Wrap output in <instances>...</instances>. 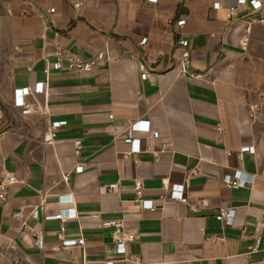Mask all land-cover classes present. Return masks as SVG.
<instances>
[{"label": "crops", "instance_id": "obj_1", "mask_svg": "<svg viewBox=\"0 0 264 264\" xmlns=\"http://www.w3.org/2000/svg\"><path fill=\"white\" fill-rule=\"evenodd\" d=\"M236 5L0 0V180H18L0 204V264H264L261 253L245 257L258 220L264 246V26L252 22L264 8L250 14L241 7L229 22ZM144 38L148 50L140 45ZM57 47L105 59L91 74L45 75ZM39 82L44 92L25 97L35 111L23 116L14 92ZM140 120L159 138L136 134L142 151L131 154L124 132ZM62 121L48 144L51 124ZM244 146L256 151L240 160ZM236 170L248 186L224 183ZM137 180L143 198L155 201L154 212L137 205ZM173 184L185 186L197 211L169 198ZM70 198L73 204L61 202ZM72 207L78 218L66 221V237H83L85 245L61 249L60 222L45 216ZM224 208L236 210L233 226L217 220ZM19 211L22 219L14 217ZM110 219L123 220L136 236L129 261L113 251L112 230L103 226ZM40 231L44 250L35 245Z\"/></svg>", "mask_w": 264, "mask_h": 264}, {"label": "built area", "instance_id": "obj_2", "mask_svg": "<svg viewBox=\"0 0 264 264\" xmlns=\"http://www.w3.org/2000/svg\"><path fill=\"white\" fill-rule=\"evenodd\" d=\"M150 3H157L158 0H148ZM247 6L250 8L251 13L259 12L264 8V0H237V5L228 9L226 14V18L229 22L238 19V15L240 12V8ZM76 8L78 11L82 10V4L77 3ZM214 8L216 10H220L222 5L220 3H215ZM55 9L51 10V13H54ZM253 23H258L264 26V17L253 19ZM175 23L174 20H170L169 24L173 25ZM178 26L182 27L186 24V20H178L176 22ZM140 45L143 46L146 50L149 49L147 38H144ZM179 45L183 47H189L190 42L186 40H180ZM54 60H46L45 61V69L44 74L48 75L51 71H60V72H73L80 75L91 74L95 71V69L99 66V63L104 61V54L99 53L92 58H85L82 54L71 50L67 51L61 47H57L54 54ZM188 53L185 54V58H188ZM31 72L32 69L29 68ZM148 73L144 72L142 75L143 79H146ZM45 83L39 82L36 83L33 87H26L22 89H17L14 92V106L19 109L23 116L31 115L35 111V107L26 102L25 97L30 94H42L44 92ZM3 117V113L0 111V118ZM67 122H53L50 127L49 136L47 137V143L53 144L55 138L57 137V131L62 126L66 125ZM138 133H150L156 139L159 138V132L153 131L151 128V124L148 121H137L132 123L128 129L125 130L123 141L127 144L131 145V154H139L142 151V140L136 137ZM82 142L76 141L75 142V154L79 156L82 151ZM166 148V145H164ZM255 147L253 146H244L241 148L238 158L240 160L243 159L244 155L247 153L255 154ZM84 166L79 165L76 168L77 174H83ZM18 183L16 176L13 175H5L0 180V204H5L9 197V188L12 185ZM224 183L229 186L230 188H244L250 184V179L244 174L241 170H236L232 174H228L224 177ZM113 189V188H112ZM170 195L169 198L172 201H177L183 204H187L190 206L192 211H197L198 206L192 205L189 202L188 197L185 193V186L182 184H173L169 186ZM134 192L136 195V203L137 205L143 209L154 212L156 210V204L154 200L144 199L143 196V183L141 180H137L134 186ZM162 201H165L162 199ZM61 202L64 204H73L72 198L68 200L61 199ZM17 219L23 218V212L19 211L14 215ZM236 217V210L234 208H224L221 209L219 214L217 215V220L227 226H233ZM34 218L38 219V212L34 213ZM77 213L76 210L72 207L68 210H62L55 215H48L45 216V220H57L60 222V231L58 232V238L60 240L61 249H70L75 247H83L85 245V239L83 237L80 238H68L66 237V227L65 223L68 220L76 219ZM105 228H109L112 230L111 237H112V244H113V251L117 256L124 257L125 261H129L128 257V244L133 242L136 239L134 233L130 232L125 225V222L120 219H110L106 220L103 223ZM263 223L262 221L258 220L257 224L254 225V233L250 235L248 238L252 240V243L248 246L247 252L245 257L251 258L254 254H263L264 255V246L262 245V231ZM37 238L35 241V245L44 250V232L40 231L37 234ZM139 261V259H138ZM103 264H116L115 260H106Z\"/></svg>", "mask_w": 264, "mask_h": 264}]
</instances>
